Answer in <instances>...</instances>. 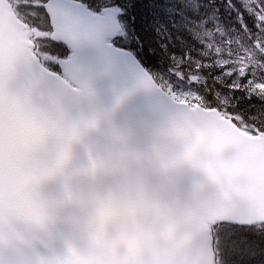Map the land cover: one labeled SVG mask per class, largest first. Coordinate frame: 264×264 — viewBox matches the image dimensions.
<instances>
[{
  "label": "water",
  "instance_id": "water-1",
  "mask_svg": "<svg viewBox=\"0 0 264 264\" xmlns=\"http://www.w3.org/2000/svg\"><path fill=\"white\" fill-rule=\"evenodd\" d=\"M56 4L52 37L64 39ZM29 36L0 0V264H213L208 232L228 210L221 193L246 196L264 216V133L191 108L151 77L132 101L150 115L129 130L117 103L127 100L124 81L95 85L69 57L67 82L41 64ZM92 119L101 127L69 145Z\"/></svg>",
  "mask_w": 264,
  "mask_h": 264
},
{
  "label": "snow or ice",
  "instance_id": "snow-or-ice-1",
  "mask_svg": "<svg viewBox=\"0 0 264 264\" xmlns=\"http://www.w3.org/2000/svg\"><path fill=\"white\" fill-rule=\"evenodd\" d=\"M55 7L67 38L37 37L43 41L38 45L40 52L55 53V59L43 63L69 79L62 63L72 57V63L86 69L95 85L124 81L127 100L117 103L126 107L124 123L129 130L138 129L150 115L145 104L132 101L151 77L152 85L161 91L181 96L194 93L203 98V106L231 114L238 126L242 120L256 125L249 129L253 134L257 129L264 131L257 123L264 116V89L250 91L253 84L264 83V71L254 72L251 66L243 75L226 71L239 63L234 38L240 34L253 47L254 41L259 42L258 58L264 61V0H251L247 8L245 0H57ZM15 11L31 27L54 30L49 0H19ZM218 55L228 63L221 64ZM221 94L233 103H221ZM100 127L98 119L88 121L71 133L69 145ZM100 164L90 157V170L97 171ZM218 199L228 210L211 223L208 232L213 264H264V216L251 214L246 196L226 198L221 193ZM65 203L75 210L71 194Z\"/></svg>",
  "mask_w": 264,
  "mask_h": 264
},
{
  "label": "trees",
  "instance_id": "trees-1",
  "mask_svg": "<svg viewBox=\"0 0 264 264\" xmlns=\"http://www.w3.org/2000/svg\"><path fill=\"white\" fill-rule=\"evenodd\" d=\"M17 0H11V3L14 5L16 4ZM33 2L38 3L39 0H33ZM251 5V0H245V7H250ZM21 19H23V17H20ZM214 32L215 35H219V32L216 29L212 30ZM45 36H49V33L46 32ZM235 39V47L237 48V53H236V57L235 59L239 61V63L236 64V68L235 69H226V71L231 72L234 70H238L240 75H243L246 71L249 70V67L251 66L252 71L256 72L257 70H261L264 71V61L259 60L258 56L259 53H257V48H259V42L258 41H254L253 43L256 45V47H253L251 44H249L244 38H243V34H240L239 38H234ZM35 40V46H34V51L36 53L39 52V44L40 41L37 40L36 37H34ZM43 42V41H42ZM207 43V41H206ZM218 47V46H217ZM264 51V50H261ZM217 59L219 60V62L221 64L224 63H228L227 60L223 59L222 57H220L219 55L217 56ZM258 89H264V83H256L253 84V88L250 89V91L253 90H258ZM170 93V90H167ZM172 94L173 97L183 100V101H188L189 103L196 105L201 104L203 105V98L202 97H196L195 94H191L189 95V93H184L183 96H189L188 100H185L183 98V96L178 95L177 93H170ZM257 94L259 95V91H257ZM192 98L196 99V103H192ZM220 102L223 104H230L233 103L232 100L229 99L228 96L221 94L220 97ZM225 113V112H224ZM225 115H227L229 118L232 119V115L225 113ZM237 120H240V117L237 116ZM257 123H259L261 125V127H264V116L259 117V119H257ZM240 124L244 125V122L241 120ZM246 126L251 129V128H255L256 125L252 124V123H245ZM256 132H264V131H260L259 129H257Z\"/></svg>",
  "mask_w": 264,
  "mask_h": 264
},
{
  "label": "rangeland",
  "instance_id": "rangeland-1",
  "mask_svg": "<svg viewBox=\"0 0 264 264\" xmlns=\"http://www.w3.org/2000/svg\"><path fill=\"white\" fill-rule=\"evenodd\" d=\"M37 1H38V0H37ZM39 35H40V36H43L44 34H43V33H40ZM47 54H48V53H47ZM51 55H52V54H51ZM51 55H49V54L46 55V58H47V59H51ZM47 56H48V57H47ZM241 129H242L243 131H246V132L250 133V134H253L251 131H249V130L247 129V127H246L245 125L242 126Z\"/></svg>",
  "mask_w": 264,
  "mask_h": 264
}]
</instances>
